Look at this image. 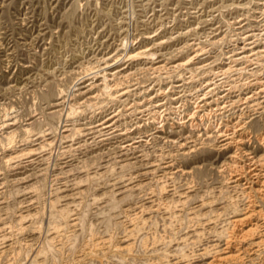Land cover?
Segmentation results:
<instances>
[{
	"label": "rangeland",
	"instance_id": "374dc122",
	"mask_svg": "<svg viewBox=\"0 0 264 264\" xmlns=\"http://www.w3.org/2000/svg\"><path fill=\"white\" fill-rule=\"evenodd\" d=\"M261 156L264 0H0V264H264Z\"/></svg>",
	"mask_w": 264,
	"mask_h": 264
},
{
	"label": "bare ground",
	"instance_id": "6f19581e",
	"mask_svg": "<svg viewBox=\"0 0 264 264\" xmlns=\"http://www.w3.org/2000/svg\"><path fill=\"white\" fill-rule=\"evenodd\" d=\"M192 1V0H191ZM78 3V2H77ZM152 37H154V36H152ZM146 39V38H145ZM160 44V43H159ZM125 51V50H124ZM149 51L150 50H142V51H138V52H135V53H133V52H129V53H127L125 56L126 57H128L129 59H136V58H139V57H149V56H153V53L151 54V53H149ZM183 51V50H182ZM154 57V56H153ZM229 58V57H228ZM128 59V60H129ZM192 60V59H191ZM190 59L188 60V61H186L185 62V64L184 65H186V64H189L190 63V61H191ZM116 64V63H115ZM107 67H105V68H103L104 70H110V71H112L114 68V66H113V63L111 64V65H106ZM116 67V66H115ZM185 67V66H184ZM113 68V69H112ZM180 68V67H179ZM109 71V72H110ZM224 72V71H223ZM116 74V73H115ZM115 74H113V75H115ZM107 75V74H106ZM106 75L104 74L103 76H101V81H102V86H103V88L104 89H107L108 88V85H107V83L108 82H106L107 81V78H106ZM111 75V74H110ZM91 86V85H90ZM89 86V87H90ZM94 87V86H93ZM88 90H91V88H89ZM216 90V89H215ZM123 94H124V92H123ZM114 98V97H113ZM174 100V99H173ZM204 102V101H203ZM174 104V103H173ZM208 104V103H207ZM161 105V104H160ZM153 106V105H152ZM208 106V105H207ZM200 109V108H199ZM194 111V110H193ZM131 112V111H130ZM196 114V113H195ZM193 116H194V114L193 115H189L188 116V118H180L179 119V122L176 124L177 126H179L180 128H184V126H187V127H189L190 129H194V130H198L199 128L201 129V130H203L204 132H206V133H208L207 131L211 128V126H212V124H211V122H209V121H203V119H199V121H196V120H194V118H193ZM195 117V116H194ZM186 119V120H185ZM162 124V123H161ZM108 127V126H107ZM137 127V126H136ZM236 127V126H235ZM29 128V127H28ZM162 128V127H161ZM232 129V128H231ZM241 130V129H240ZM233 131V130H232ZM239 131V130H238ZM224 131H222V128H220V127H217L216 128V130H215V133H217V134H219V136L221 137H226V138H224V140H227V134L226 135H224V133H223ZM11 134V133H10ZM216 134V135H217ZM12 135V134H11ZM150 135V134H149ZM206 136V135H205ZM218 136V135H217ZM211 137V136H210ZM221 137V138H222ZM167 138V137H166ZM209 138V137H208ZM233 138V137H232ZM165 139V138H164ZM230 139H231V137H230ZM167 140V139H166ZM173 141V140H172ZM165 142V141H164ZM169 142H171L170 140H169ZM228 142V141H227ZM171 143H173V142H171ZM224 143H226V142H224ZM238 143V142H237ZM223 145V144H222ZM225 145V144H224ZM223 145V146H224ZM228 145V144H227ZM225 147V146H224ZM227 147V146H226ZM238 148V147H237ZM33 152V151H32ZM29 153H30V151H29ZM246 153V152H245ZM249 154V153H248ZM250 156V155H249ZM230 158H232V155H231V157ZM255 158V157H254ZM259 158V157H258ZM258 158H256V159H258ZM10 159V158H9ZM8 159V160H9ZM232 159H234V158H232ZM253 159V158H252ZM256 159H255V162L256 163H259V164H261L262 165V163H260V162H262L261 160H263L264 159V157L263 156H261L260 157V160H257L256 161ZM230 160V159H229ZM234 161V160H233ZM252 162V164L254 163L253 161H251ZM228 164V163H227ZM231 164V163H230ZM234 164V163H233ZM258 164V165H259ZM261 165H259V166H257V164H256V168H259V170H260V167H262ZM232 167H233V165H232ZM256 170V169H255ZM257 171V170H256ZM180 172H183V171H180ZM258 172V171H257ZM261 172V171H260ZM184 173V172H183ZM254 174V173H253ZM254 175H258V173L257 174H254ZM260 176V175H259ZM258 176V177H259ZM256 177V176H255ZM257 178V177H256ZM258 182V181H257ZM262 182H263V180H262ZM263 184H264V182H263ZM262 184V185H263ZM264 186V185H263ZM251 189V188H250ZM253 190V189H252ZM262 190V189H261ZM256 192L258 193V192H260L259 190H256ZM261 192H263V191H261ZM250 219V216H244V217H242V218H237V219H235V221L233 222L235 225L234 226H236V225H242V224H245L248 220ZM232 225V224H231ZM233 227V226H232ZM234 228H237V227H234ZM257 226L256 225H254L253 227H250L249 229H247V230H245V231H242L241 233L239 232V234H240V236L239 235H231L232 237H230V238H226V240L224 241L225 242V244H224V251L223 252H221V254H219L218 256H215L214 257V260L210 263V264H224V263H231V262H235V261H237L238 260V258L240 257L239 256V253L241 252V251H239V250H235V251H232V247L231 246H233V244L236 242L237 244H241V243H243V242H245V241H252L253 239H254V237H255V233H256V231H257ZM261 244H262V242H257V243H253V245H255L254 247H256V248H259L260 246H261ZM236 247V246H235ZM242 247V246H241ZM217 248V247H216ZM235 249V248H234ZM240 249V248H239ZM245 249V248H244ZM182 251V250H181ZM213 252V251H212ZM239 252V253H238ZM243 252V251H242ZM241 252V253H242ZM243 254V253H242ZM214 255V254H213ZM213 259V258H212Z\"/></svg>",
	"mask_w": 264,
	"mask_h": 264
}]
</instances>
